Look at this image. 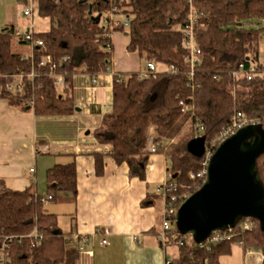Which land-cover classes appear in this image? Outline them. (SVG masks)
<instances>
[{
	"label": "trees",
	"instance_id": "trees-1",
	"mask_svg": "<svg viewBox=\"0 0 264 264\" xmlns=\"http://www.w3.org/2000/svg\"><path fill=\"white\" fill-rule=\"evenodd\" d=\"M197 13L196 44L202 61L189 78L187 51L183 46L189 4L185 0H37L38 16L52 23L46 33H31L33 55L24 58L12 51L16 31L6 27L0 32V98L12 107L32 109L37 116H70L76 106L70 92L74 76L86 73L90 80L108 73L113 65V46L107 33L125 32L130 38L128 52L141 60L152 61L169 70L142 78L138 73L113 75V108L93 133L100 145L112 146L110 157L118 165L126 164L131 178L146 180L150 156L147 135L155 128L156 153L169 161L171 195H191L204 183L191 174L202 170L203 157L188 152V143L197 138L194 124L199 121L207 148L237 113L264 129V67L258 63L259 41L264 38V0H192ZM129 17V28L109 18L114 9ZM98 18L100 20L98 21ZM105 18L107 20L105 24ZM179 26V28H177ZM21 43L31 42L19 38ZM110 46V50L107 47ZM46 56L63 76L57 86L49 76V67H39ZM241 64H254L261 76L235 80L231 73ZM34 79H27L31 71ZM24 75V93L7 90L14 76ZM157 95L155 100L152 97ZM34 100L33 107L29 101ZM189 105L186 113L181 102ZM189 128L190 131L185 133ZM104 154H95L96 175L104 174ZM264 183V153L258 160ZM49 195L54 202L59 194L77 195L75 163L57 164L46 173ZM47 196V197H48ZM44 197L31 186L24 191L7 188L0 181V254L6 264H78L80 250L66 247V234L59 230L58 217L48 212ZM148 199V198H147ZM147 199L145 202H147ZM241 219L232 235L209 249L194 238L189 245L178 246L179 256L169 264H220L234 244H242L263 255L264 233L259 223L241 230ZM36 231L40 240L34 236Z\"/></svg>",
	"mask_w": 264,
	"mask_h": 264
},
{
	"label": "crops",
	"instance_id": "crops-1",
	"mask_svg": "<svg viewBox=\"0 0 264 264\" xmlns=\"http://www.w3.org/2000/svg\"><path fill=\"white\" fill-rule=\"evenodd\" d=\"M20 1L22 10L31 1L34 6V17H26L27 32L50 31L51 21L38 16L37 0ZM114 19L125 21L127 16L120 14ZM6 26L18 32L10 17ZM110 40V71L93 81L83 72L74 76L70 96L79 110L73 115L37 116L29 107H12L0 98V181L15 191L34 186L38 195L47 198L48 187L46 193H40L47 186V171L57 164L74 162L77 195L59 194L63 210L50 213L57 215L58 224L59 213L67 218L66 226L58 227L66 234L68 249H78L81 244L85 247L78 264H167L179 256L178 249H172L170 243L164 245L158 237L164 200L158 203L156 188L172 177L168 158L160 152L152 154L146 180L131 178L128 166L118 165L110 157L112 146L98 144L93 135L104 116L112 112L113 75L143 72L139 55L127 50L130 38L125 32L111 33ZM27 45L31 49L28 55L21 54L24 58L33 55L32 45ZM95 154L105 155L102 176L96 175ZM103 240L107 245H102ZM233 246L220 258V264H262L259 251L245 249L242 244Z\"/></svg>",
	"mask_w": 264,
	"mask_h": 264
},
{
	"label": "water",
	"instance_id": "water-1",
	"mask_svg": "<svg viewBox=\"0 0 264 264\" xmlns=\"http://www.w3.org/2000/svg\"><path fill=\"white\" fill-rule=\"evenodd\" d=\"M187 149L203 157L205 137L191 140ZM263 153L264 129L259 124L247 125L222 141L209 160L206 180L177 211L178 231L200 245L245 218L256 220L264 233V183L258 168Z\"/></svg>",
	"mask_w": 264,
	"mask_h": 264
},
{
	"label": "built area",
	"instance_id": "built-area-1",
	"mask_svg": "<svg viewBox=\"0 0 264 264\" xmlns=\"http://www.w3.org/2000/svg\"><path fill=\"white\" fill-rule=\"evenodd\" d=\"M189 4V14L187 18V22L185 26L183 27V34H184V42L183 46L185 50L187 51V57H186V62L189 65L190 72H189V78L192 79L194 76V70L195 67L197 66L198 63L202 61L201 58V51L197 47L196 44V27L198 25L197 22V13L196 10L193 6L192 0H185ZM23 13L26 17L32 19L35 15L34 11V6L31 1L30 5H27L24 7ZM122 12L117 10L116 8L112 11L110 14L109 18L111 21H113L116 24H123L124 27L129 28V23H130V18L127 17L125 21H120V20H115L114 17L116 15H120ZM107 20L105 18V24ZM16 36L18 38L23 39L24 41L31 42L32 48L34 45H41L40 41H36L35 44L32 42V37L31 33L27 32L25 35H22L21 33L17 32ZM108 39L111 37V33H107L105 35ZM107 50H110V46L107 47ZM39 67H49V76L54 79V82L57 86H62L63 85V76L61 74L56 73V68L57 66L53 63V60L51 56H46L45 58L42 59V61L39 64ZM169 69L165 70L168 71ZM162 71L158 70L157 64L148 61L146 62V72H141L138 73L142 78H148L150 76H155L156 74L160 73ZM164 72V71H163ZM37 73L36 71L32 70L31 73L27 75V79H34L36 77ZM232 77L235 80L238 79H246L247 81H251L253 78L261 76L262 72H259L255 65L250 64L249 67L247 68L245 64H241L236 70H233L231 73ZM14 81L12 84L7 86V90L11 91L15 94H23L25 85H24V75H17L13 77ZM34 105V100L29 101V106L33 107ZM181 111L183 113H186L189 111L190 107L187 105L185 102H181ZM255 124L252 122H249L246 117L242 113H237L233 119L232 122L230 123L229 126L225 127L222 132L217 136L215 140H213L210 144V146L205 149L204 153V159L202 162V170L198 174H191V178H199L203 181L206 180L207 177V168L209 164V160L218 148L219 144L230 137L231 135L235 134L239 129L247 126ZM194 131L196 134H198V137L201 136L202 132L204 131L203 125L197 121L194 124ZM147 149L151 154L156 153L157 151V145L155 144V140L157 138V134L155 131L154 127H151L149 129L148 135H147ZM175 183L172 182L170 179L164 181L160 185L157 186L156 188V193L161 195V197L164 200V216H163V222H162V230L161 233L159 234V240L161 243L164 245L167 244H173V245H178V246H184V245H189L192 242V237H183L181 233L178 231L176 227V214L177 211L180 207V205L190 196L188 195H171L173 190L175 189ZM52 199L51 196H48L47 198L42 199V202L47 203ZM254 223L250 221V219H245L243 222L240 224V229L244 231H249L253 228ZM34 236L36 237L37 240H40L41 238L38 237L36 231L34 232ZM232 235H223L220 232L212 234L204 243L198 244L200 247H206V249L210 248V245H214L215 243L219 242L220 240L223 239H230ZM102 245H107V241L103 240ZM80 252L85 251V247L83 244H81L78 248ZM262 260H263V255H262ZM0 264H6V256L4 254H1L0 256ZM169 264V263H167Z\"/></svg>",
	"mask_w": 264,
	"mask_h": 264
},
{
	"label": "rangeland",
	"instance_id": "rangeland-1",
	"mask_svg": "<svg viewBox=\"0 0 264 264\" xmlns=\"http://www.w3.org/2000/svg\"><path fill=\"white\" fill-rule=\"evenodd\" d=\"M23 6V1L20 0H0V30L6 28V22L8 18L10 17L11 20H13V24L15 27H17V31L21 33L22 35H25L27 33V18L23 14L22 10ZM179 28V26L177 27ZM30 47L26 43H21L19 41L18 37H14L13 44H12V51L18 54L22 55H28L30 52ZM258 53H259V60L260 63L264 65V38L262 37L259 41V46H258ZM141 65L143 72H146V62L144 60H141ZM160 65H157L158 70H167L168 68L165 67H159ZM190 131L189 128L185 130V133H188ZM47 192V186L43 187L41 189L42 194ZM63 194H68V193H63ZM69 195V194H68ZM47 197V195H46ZM158 197V203L160 204L161 201V195L157 194ZM61 204L58 203V199L54 202H47L45 205V208L48 212H53L55 209L59 208L58 212H62L63 208L61 209L60 206ZM67 218L62 214L59 213V224L60 228H63L66 226ZM163 222V219H162ZM172 249H178L176 245H171ZM235 247V246H232ZM1 256V254H0ZM228 259V258H227Z\"/></svg>",
	"mask_w": 264,
	"mask_h": 264
}]
</instances>
